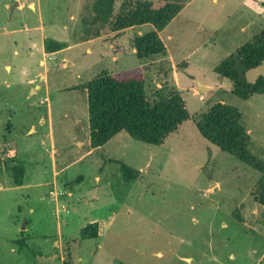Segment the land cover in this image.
I'll list each match as a JSON object with an SVG mask.
<instances>
[{"label": "rangeland", "instance_id": "obj_1", "mask_svg": "<svg viewBox=\"0 0 264 264\" xmlns=\"http://www.w3.org/2000/svg\"><path fill=\"white\" fill-rule=\"evenodd\" d=\"M97 1L0 0V264H264V174L197 127L219 103L236 108L264 166V94L243 100L215 72L261 33L264 0H169L182 6L159 34L173 63L141 62L132 41L154 26L113 31ZM137 67L148 92L179 91L191 119L160 146L121 132L90 152L81 86ZM261 76L264 63L244 73ZM89 225L102 235L83 238Z\"/></svg>", "mask_w": 264, "mask_h": 264}, {"label": "trees", "instance_id": "obj_2", "mask_svg": "<svg viewBox=\"0 0 264 264\" xmlns=\"http://www.w3.org/2000/svg\"><path fill=\"white\" fill-rule=\"evenodd\" d=\"M115 0H98L95 14L103 23H111L113 31L151 24L155 31L136 35L132 49L142 62L152 57H163L166 47L159 36L180 13L182 6L169 0L143 2L126 0L113 19ZM64 43L50 42L49 52L61 51ZM264 63V28L252 42L242 46L223 61L215 72L233 83L232 94L243 100L264 94V76L254 83L244 78V73ZM89 115L90 152L107 144L121 132L148 145L160 146L191 116L179 91L159 90L148 92L143 67L128 72H103L81 86ZM200 134L221 151L232 155L264 174V166L255 161L250 153L251 138L242 122L239 110L219 103L203 115L197 123ZM126 180L135 173L123 167ZM15 185H23L24 172L14 169ZM259 202L264 205V176L257 187ZM103 233L100 225H89L83 238H96Z\"/></svg>", "mask_w": 264, "mask_h": 264}, {"label": "water", "instance_id": "obj_3", "mask_svg": "<svg viewBox=\"0 0 264 264\" xmlns=\"http://www.w3.org/2000/svg\"><path fill=\"white\" fill-rule=\"evenodd\" d=\"M196 88H197V91H201V92H205V91H208L209 90V87H206L205 85H203L198 80H196ZM213 185H214V183L212 184V187H213Z\"/></svg>", "mask_w": 264, "mask_h": 264}, {"label": "crops", "instance_id": "obj_4", "mask_svg": "<svg viewBox=\"0 0 264 264\" xmlns=\"http://www.w3.org/2000/svg\"><path fill=\"white\" fill-rule=\"evenodd\" d=\"M142 26H143V25H142ZM138 27H140V26H138ZM135 28H136V27H133V28H131V29H127V30H125L124 32H125V33H127V32L129 33V30H135ZM159 34H160V32H159ZM138 35H143V33H142V32H139ZM160 38H161V37H160ZM131 49H132V47H131ZM133 51L136 53L135 50H133ZM164 58L167 59V60H169V61H171V62L173 63L172 58H171V57H167V55H166V57H163V58H161L160 60H163ZM141 62H142V61H141Z\"/></svg>", "mask_w": 264, "mask_h": 264}]
</instances>
